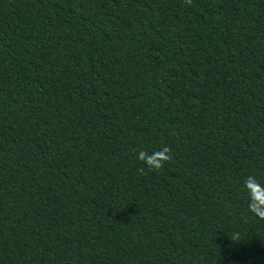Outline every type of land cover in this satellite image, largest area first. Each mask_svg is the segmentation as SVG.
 <instances>
[{
	"label": "trees",
	"instance_id": "1",
	"mask_svg": "<svg viewBox=\"0 0 264 264\" xmlns=\"http://www.w3.org/2000/svg\"><path fill=\"white\" fill-rule=\"evenodd\" d=\"M248 175L264 0H0V264H264Z\"/></svg>",
	"mask_w": 264,
	"mask_h": 264
},
{
	"label": "clouds",
	"instance_id": "2",
	"mask_svg": "<svg viewBox=\"0 0 264 264\" xmlns=\"http://www.w3.org/2000/svg\"><path fill=\"white\" fill-rule=\"evenodd\" d=\"M185 4L191 6L192 0H185ZM172 151L168 146H162L152 152L139 150L136 159L142 166L137 169V174L147 175L149 172H159L173 159ZM243 187L247 193L248 211L258 219L264 220V182L254 175H248L243 181ZM231 239L233 241L239 239V234H235Z\"/></svg>",
	"mask_w": 264,
	"mask_h": 264
}]
</instances>
